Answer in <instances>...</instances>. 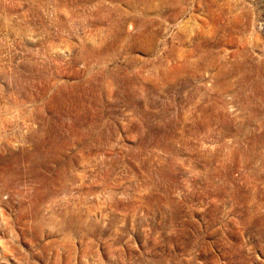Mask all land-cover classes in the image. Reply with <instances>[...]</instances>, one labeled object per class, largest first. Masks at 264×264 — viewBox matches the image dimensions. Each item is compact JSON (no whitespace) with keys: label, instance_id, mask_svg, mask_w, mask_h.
Segmentation results:
<instances>
[{"label":"rangeland","instance_id":"obj_1","mask_svg":"<svg viewBox=\"0 0 264 264\" xmlns=\"http://www.w3.org/2000/svg\"><path fill=\"white\" fill-rule=\"evenodd\" d=\"M0 264H264V0H0Z\"/></svg>","mask_w":264,"mask_h":264}]
</instances>
